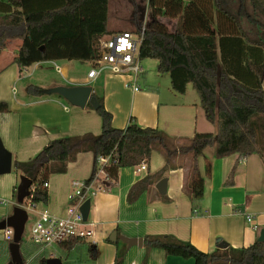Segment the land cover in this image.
Wrapping results in <instances>:
<instances>
[{"label":"trees","instance_id":"16d2710c","mask_svg":"<svg viewBox=\"0 0 264 264\" xmlns=\"http://www.w3.org/2000/svg\"><path fill=\"white\" fill-rule=\"evenodd\" d=\"M109 1L0 0V14H4L0 17V55L11 42L19 40L22 45L14 61L20 69L61 60L94 63L98 58V40L112 34L107 28ZM252 1L262 19L258 23L262 37L256 39L248 37L243 23L236 20L235 15L247 14V6L241 3L239 13L230 10L228 0H163L162 3L150 0L149 3L141 61H158V72L170 76L174 93L183 96L191 86L206 119L217 126L216 135L197 134L189 145L177 147L166 134L140 126L133 117L126 128L115 129L112 115L95 89L93 96L100 104L95 112L102 119L101 134L51 141L29 161L14 163L15 170L33 181L34 189L27 201L47 204L49 196L44 184L51 174H65L68 165L81 153L90 152L94 157L88 180L97 171L98 159L110 157L107 172L117 180L121 169L146 163L151 150L163 155L166 165L130 188L128 204L136 203L151 183L159 181L169 170L177 169L186 156L195 161L188 187L193 201L202 202L211 167L208 164L203 176L197 161L209 147L214 148L216 158L232 154L244 157L259 154L264 158V0ZM161 18L177 20L175 31H169ZM136 25L135 32L142 23ZM42 90L34 88L37 95H43ZM88 108L94 111L90 104ZM6 110L0 104V112ZM107 243L111 244L109 239ZM144 244L148 248H161L167 256L193 260L194 264H264V242L258 241L246 248L228 245L212 253H204L169 236L147 238ZM85 250L96 261L97 245L78 240L59 247L56 257L69 264L75 261L77 253ZM47 260L48 257L41 259L40 264Z\"/></svg>","mask_w":264,"mask_h":264},{"label":"crops","instance_id":"0c3cea01","mask_svg":"<svg viewBox=\"0 0 264 264\" xmlns=\"http://www.w3.org/2000/svg\"><path fill=\"white\" fill-rule=\"evenodd\" d=\"M3 15L0 14V17ZM255 25V36L259 37L260 25ZM21 45L19 40L11 42L0 55V104L7 108L0 112V138L12 154V171L15 170V162L29 161L51 141L88 133L99 135L102 132V119L96 110L89 109L88 105L84 109L74 107L55 94L37 95L35 87L49 89L90 85L93 93L96 89L103 97V105L112 115L115 129L126 128L133 117L140 126L166 134L177 147L189 145L197 134H217V126L206 119L199 97L190 89L191 86L182 96L174 93L171 87L165 92L158 88L143 90L138 84L139 78V91L135 92L132 86H126L130 77L103 75L92 81L87 77L90 69L82 76H69L77 61L67 60L40 62L20 69L14 58ZM57 62L61 63V68ZM50 65L59 68V72L64 75L62 81L56 80L45 87L28 84L36 74L45 80ZM205 153L206 150L197 161L203 176L208 164L211 167L210 176L205 180L202 202L193 201L188 187L195 161L186 156L177 169L169 170L163 176L168 179L166 195H161L156 188L161 178L151 183L136 203H127L128 192L136 182L148 174H156L166 165L163 155L155 150L150 152L146 162L147 171L142 173L143 176L137 180L129 175L123 176L129 169L123 168L118 173L119 185L114 188V192H102L93 197V221L88 225L94 231L90 242L98 247L95 264H129L125 261L129 257L130 264H136L135 259H140L139 264H194L193 260L167 256L161 248H148L144 242L150 237L169 236L190 243L204 253L214 252L219 248V241L233 248H246L257 241L260 230L264 228V158L259 154L247 157L232 154L216 158L214 154ZM93 160L92 153H81L75 162L68 165L65 174H51L47 182L48 203L37 204L36 212L47 209L54 215L64 216L68 210L66 194L69 188L72 189L71 183L89 179ZM232 173L233 178L229 182ZM4 183L7 185L6 181ZM8 185L10 198H13L16 181L10 179ZM24 203L28 202L25 200ZM39 207L41 209L38 210ZM10 215L12 213L7 210L0 212L3 220ZM248 216L253 218V224L247 222ZM110 231H117L118 235L129 238H141L143 246L129 248L124 243L125 248L121 253L122 241L108 243L103 247L107 257L104 256L100 262L99 243L102 240L107 242Z\"/></svg>","mask_w":264,"mask_h":264},{"label":"built area","instance_id":"2783aa9c","mask_svg":"<svg viewBox=\"0 0 264 264\" xmlns=\"http://www.w3.org/2000/svg\"><path fill=\"white\" fill-rule=\"evenodd\" d=\"M149 3L150 0H147L148 8ZM148 13L149 11H146L142 26L137 32H117L98 40V58L87 74L89 80L94 81L103 75L130 77L131 80L126 83V86H132L135 92L139 91L137 82L142 74L140 48L148 25ZM57 69L59 70L58 67ZM110 160V157L98 159V168L91 180H75L71 183L73 193L68 195V200L73 201V204L64 216L54 215L47 209L36 212L37 204L30 203L26 199L28 203H24L23 208L27 212L32 211L36 218L30 227V236L26 243L35 252L27 261L22 256L24 264H40L41 259L45 257L48 259L57 258L58 248L69 241L78 240L91 243L90 240L93 238L94 231L90 229L88 221L83 220L80 208L86 200H92V197L114 189L118 185L117 180L111 178L107 172ZM134 169L136 174H142L147 171L146 163L144 162ZM44 187L48 188V183H45ZM33 189L32 186L31 191ZM9 204V201H0L2 206ZM247 222L253 224V218L248 216ZM2 232V241L10 245L13 242V228L7 227ZM21 247L22 239L20 252Z\"/></svg>","mask_w":264,"mask_h":264},{"label":"rangeland","instance_id":"374dc122","mask_svg":"<svg viewBox=\"0 0 264 264\" xmlns=\"http://www.w3.org/2000/svg\"><path fill=\"white\" fill-rule=\"evenodd\" d=\"M162 3L163 0H160ZM230 2V10L233 11L234 13H239L238 12V4L241 3L243 5H246L247 9V14H237L235 15L237 21H241L243 25L245 26L246 31H251L248 32L251 39H256L257 36H255V31H256V25L255 23H259L262 21L261 17L256 14V8L254 7L255 5L253 4L252 0H228ZM159 3V2H158ZM146 11H149L148 5H147V0H110L109 3V21L107 24L108 31L111 33L118 32V31H132L135 32L137 29L136 22H143L144 16L146 14ZM150 13V12H149ZM149 13H148V21H149ZM255 19V22L253 21ZM161 22H163L169 29V31L174 32L175 27L177 25V20L175 19H166V18H161ZM258 32H261L259 29ZM262 37V35H261ZM142 66V74L139 79L138 84L145 90V88H150L155 90L158 88L161 91L168 90L169 87H171L170 84V76L167 74H160L158 72V61L154 59H146L140 62ZM60 68H61V63H56ZM93 66L92 62H75L74 68L69 73V76L77 75V76H82L84 73H87L88 70ZM50 70L46 73L45 80L40 79V75L36 74L34 76V80L29 82L34 83V84H39L43 87L47 86L49 83L54 82V81H62L61 77L64 75L59 72L57 68H55L54 65H50ZM192 89V88H190ZM193 91V90H192ZM165 92V91H164ZM194 92V91H193ZM90 109V108H89ZM206 155H213L214 154V148L209 147L206 149ZM176 160L175 162H177ZM127 172L123 173L124 175H129V177H133L134 179H139L143 174H136L134 167L132 169L126 170ZM136 174V175H135ZM166 174V173H165ZM164 174V176H165ZM20 178H21V173L13 170L9 175L5 176H0V201L5 200L9 201L8 206H2L0 205V212H5L7 210L10 213H13L14 206L16 205V191L13 196V198H10V188H9V182L10 179H13L16 181V186L20 184ZM6 181L7 185L4 183ZM119 185V184H118ZM114 192V189L107 190V192ZM72 189L69 188V194H72ZM68 195L66 194L67 197V203H68V208L72 206L73 201L68 200ZM94 202L95 199L92 197V211L89 215L88 219V224L93 221V210H94ZM15 204V205H14ZM41 209V207L38 208V210ZM28 213V221L25 225V230L22 235V247H21V253L24 258V260H28L31 258L35 250L28 245L26 242H28L29 236H30V227L32 223L35 221V217L32 211L27 212ZM7 219V218H6ZM0 223L3 221L2 217H0ZM101 228V227H100ZM113 233V231H110L107 234V239L110 237V235ZM14 236H13V241H14ZM150 238H155V237H150ZM172 238V237H171ZM3 239V232L0 231V264H8L10 262V253H9V245L6 242L2 241ZM170 239V237H169ZM4 245V246H3ZM108 245V243L104 240L100 241L99 243V252H100V262L103 261L104 256L107 257V254H104V246ZM116 245H112L114 247ZM4 247V250L3 248ZM103 248V249H102ZM125 248V244L123 243L121 245V253L123 252ZM113 249V248H112ZM133 257V256H132ZM75 261L69 264H95L96 261H92L90 259V255L86 252H82V254L77 253L75 255ZM63 261V264H68L65 259H61ZM136 264L140 263V259H135ZM126 263L128 262L130 264V257L125 259ZM99 262V263H100ZM36 264V263H34Z\"/></svg>","mask_w":264,"mask_h":264},{"label":"water","instance_id":"95a60500","mask_svg":"<svg viewBox=\"0 0 264 264\" xmlns=\"http://www.w3.org/2000/svg\"><path fill=\"white\" fill-rule=\"evenodd\" d=\"M42 93L45 95H58L64 98L70 105L84 109L88 104H90L94 110H98L100 104L95 96H93V88L90 85H73V86H57L49 89H43ZM12 171V154L4 147V144L0 138V176L11 173ZM167 184L168 179H161L156 188L161 195L167 194ZM33 186V181L24 175L20 178V184L16 191V207L12 215L7 217L0 223V231L7 227L13 228L14 230V241L9 245L10 262L9 264H24L23 258L20 252V241L25 230V225L28 221V213L25 208H23L25 200L31 194V187ZM83 220L88 221L90 211H91V200H86L80 208ZM122 241L128 247L133 246H143V239L141 238H129L123 235H118L117 231L109 237V241L113 244L118 241ZM258 242H264V228L260 230ZM220 242V241H219ZM227 244H220L219 248L226 249ZM45 264H63V261L59 258H51L46 261Z\"/></svg>","mask_w":264,"mask_h":264},{"label":"bare ground","instance_id":"6f19581e","mask_svg":"<svg viewBox=\"0 0 264 264\" xmlns=\"http://www.w3.org/2000/svg\"><path fill=\"white\" fill-rule=\"evenodd\" d=\"M99 194H101V193H99ZM99 194H98V195H99ZM98 195H97V196H98Z\"/></svg>","mask_w":264,"mask_h":264}]
</instances>
